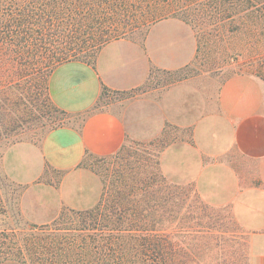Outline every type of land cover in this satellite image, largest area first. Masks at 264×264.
Here are the masks:
<instances>
[{"label": "trees", "instance_id": "16d2710c", "mask_svg": "<svg viewBox=\"0 0 264 264\" xmlns=\"http://www.w3.org/2000/svg\"><path fill=\"white\" fill-rule=\"evenodd\" d=\"M171 18L192 28L196 52L203 42H224L238 55L252 49L264 59V0H0V143L10 140L24 116H70L49 97L48 80L58 66L94 65L109 42L136 34L144 39L152 25ZM110 92L102 88L96 105L78 116L81 123ZM191 192L158 169L113 190L104 186L88 210H63L44 225L0 229V264H246L236 250L226 261L210 245L219 236L204 201L197 198L198 216L189 215Z\"/></svg>", "mask_w": 264, "mask_h": 264}, {"label": "crops", "instance_id": "0c3cea01", "mask_svg": "<svg viewBox=\"0 0 264 264\" xmlns=\"http://www.w3.org/2000/svg\"><path fill=\"white\" fill-rule=\"evenodd\" d=\"M196 49V38L189 25L174 18L162 20L149 28L142 42H109L98 53L94 65L72 61L58 66L48 80L50 100L59 110L78 117L96 105L103 87L117 93L139 90L148 82L152 70L174 73L189 67ZM189 88L187 81L172 87L164 96L165 108L154 116L148 112L149 119L142 112L131 111L126 117L98 110L88 115L80 127L64 125L46 132L37 150L34 172L16 177L26 185L19 200L24 218L31 224L44 225L64 209L84 211L94 207L102 185L95 174L82 167L86 158H109L128 140L145 141L159 136L166 122L191 129V146L197 160L233 153L247 162L264 161L263 85L258 78L232 74L222 81L214 107L208 103L195 109L190 117L176 119L166 100L185 98ZM148 120L151 129L147 132ZM174 143L162 154L164 169H170L167 156ZM15 147L28 149L21 144ZM44 168L61 174L54 187L34 182ZM166 174L174 184L198 186L195 177L186 176L185 180L174 172L171 177ZM251 223L260 238L258 255L252 264H264V209L262 219Z\"/></svg>", "mask_w": 264, "mask_h": 264}, {"label": "rangeland", "instance_id": "374dc122", "mask_svg": "<svg viewBox=\"0 0 264 264\" xmlns=\"http://www.w3.org/2000/svg\"><path fill=\"white\" fill-rule=\"evenodd\" d=\"M235 22L239 23L237 20ZM248 30L249 35H252L251 20L248 21ZM129 39L142 42L143 36L136 34ZM203 43L200 44L196 57L189 67L174 73L152 70L148 82L141 89L128 93L110 92L102 97L99 110L126 117L131 111L142 112L149 119L148 112L154 116L155 113L160 114L159 109L165 108L164 96L168 91L179 82L187 81L190 88L185 92V98L171 97L166 100L176 119L187 118L199 106L210 103L214 107L222 81L232 74L251 75L262 82L264 110V59L255 56L250 48L238 55L226 49L224 42H219V47H215L211 42H209L211 47H202ZM230 43L236 47L239 41L235 37ZM23 119L24 121L14 128L16 130L12 132L10 140L0 143V229L22 227L30 223L22 215L19 204L26 185L17 181L16 177L34 172L37 150L47 130L58 124L78 126L81 123L77 116L63 119L55 113L46 117L38 113L34 118L24 116ZM56 120L54 124L53 121ZM149 121L147 132L151 129ZM190 135V128L166 122L159 136L145 141L128 140L109 158L88 156L82 167L95 174L102 187L105 186L109 190L118 187L122 180L130 184L131 178L148 177L157 169L163 175L167 173L169 177L172 172L185 180L186 176L195 177L198 181L196 187L187 183L175 184L179 187H190L192 190L189 198L191 204L189 215L196 218L198 210L195 208V200L199 198L204 201L208 206L206 212L211 217L209 226L216 229L213 235L219 236L218 241H211L210 245L215 244L221 249V259L230 260L232 251L236 250L242 262L252 264L258 255L260 238L256 236L255 225L251 221L262 219L263 216L264 161L247 162L233 153L211 159L202 156L197 160L196 151L191 146ZM173 142L175 143L172 151L167 156V166L170 169H164L161 157ZM19 144L27 145L28 149L13 148ZM60 177V173L44 168L43 174L34 182L54 187ZM234 196L235 201L232 200ZM180 213H183V210ZM1 264L19 263L7 261Z\"/></svg>", "mask_w": 264, "mask_h": 264}]
</instances>
